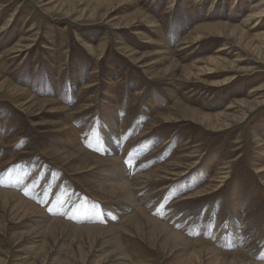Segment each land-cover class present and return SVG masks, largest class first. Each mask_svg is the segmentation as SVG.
<instances>
[{"label": "rangeland", "instance_id": "obj_1", "mask_svg": "<svg viewBox=\"0 0 264 264\" xmlns=\"http://www.w3.org/2000/svg\"><path fill=\"white\" fill-rule=\"evenodd\" d=\"M0 264H264V0H0Z\"/></svg>", "mask_w": 264, "mask_h": 264}, {"label": "bare ground", "instance_id": "obj_2", "mask_svg": "<svg viewBox=\"0 0 264 264\" xmlns=\"http://www.w3.org/2000/svg\"><path fill=\"white\" fill-rule=\"evenodd\" d=\"M263 11H260V12H257L258 14H263L262 13ZM257 14V15H258ZM261 16V15H260ZM257 17H259V16H257ZM179 112V111H178ZM112 144V143H111ZM112 149V148H111ZM125 166H123V168H124ZM161 169V168H160ZM125 170V169H124ZM118 172H120L119 174L120 175H122L121 173H122V171H121V168L118 170ZM126 172V171H125ZM149 173V172H148ZM147 173V174H148ZM161 173V172H160ZM153 174V173H152ZM155 174V173H154ZM117 176V175H116ZM154 177V176H153ZM141 178V177H140ZM120 179V178H119ZM126 179V178H125ZM119 181H122L121 179L120 180H118V182ZM119 183H121V182H119ZM125 183V182H124ZM118 184V183H117ZM125 185V184H124ZM121 186V185H120ZM123 186V185H122ZM125 187H127L126 185H125ZM124 196V195H123ZM128 198H130L129 196H128ZM9 199V198H8ZM23 200V199H22ZM13 201V200H12ZM133 205V204H132ZM7 207H9V206H7ZM25 207V206H24ZM17 208V207H16ZM31 208V207H30ZM161 209V208H160ZM24 210V209H23ZM23 210H22V212H23ZM28 210H29V207H28ZM33 210V209H32ZM21 211V210H20ZM39 211V210H38ZM37 211V212H38ZM28 212V211H27ZM130 212V211H129ZM12 213V212H11ZM17 213H19L18 211H17ZM115 213V212H114ZM26 214V213H25ZM22 215V214H21ZM139 216V215H138ZM149 218V217H148ZM138 220V219H137ZM149 220V219H148ZM45 222H47V221H45ZM52 222V221H51ZM57 223H58V221H56ZM157 222H159V221H157ZM138 223V222H137ZM153 223V222H152ZM51 224V223H50ZM60 224H61V222H60ZM154 224H155V222H154ZM157 224V223H156ZM46 225V224H45ZM160 225V224H159ZM49 226V225H48ZM158 226V225H157ZM161 226H163V224L161 225ZM160 226V227H161ZM132 227V226H131ZM138 228V227H137ZM164 228H165V226H164ZM47 229H49V228H47ZM125 229V228H124ZM158 229V228H157ZM120 230V229H119ZM162 230V229H161ZM167 230V226H166V229H165V231ZM171 230V229H170ZM131 231V230H130ZM138 231V230H137ZM141 231V230H140ZM157 231V230H156ZM158 232V231H157ZM161 232V231H160ZM113 234V233H112ZM176 234V233H175ZM174 234V235H175ZM156 235V234H155ZM160 236V235H159ZM169 236H170V234H169ZM177 236V235H176ZM177 237H179V236H177ZM171 238V237H170ZM179 238H181V237H179ZM183 238V237H182ZM114 239V238H113ZM178 239V238H177ZM174 240H176V239H174ZM118 246H120V245H118ZM118 249V248H117ZM124 254V253H123ZM199 263V262H198Z\"/></svg>", "mask_w": 264, "mask_h": 264}]
</instances>
